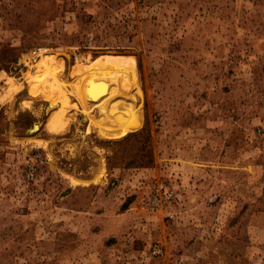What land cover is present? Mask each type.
<instances>
[{
	"label": "rangeland",
	"instance_id": "1",
	"mask_svg": "<svg viewBox=\"0 0 264 264\" xmlns=\"http://www.w3.org/2000/svg\"><path fill=\"white\" fill-rule=\"evenodd\" d=\"M1 76L0 264H264V0H0Z\"/></svg>",
	"mask_w": 264,
	"mask_h": 264
},
{
	"label": "bare ground",
	"instance_id": "2",
	"mask_svg": "<svg viewBox=\"0 0 264 264\" xmlns=\"http://www.w3.org/2000/svg\"><path fill=\"white\" fill-rule=\"evenodd\" d=\"M31 70L32 71L30 72L28 70L27 72L24 73L23 78H22L24 83H26L29 79L34 78L36 81H38L39 87L42 90H45L46 88L49 87L52 91H55L63 87L62 83H60L57 80L55 71L53 67L48 63V61L40 59L39 61L35 62V65L34 67L31 68ZM19 87H20V84L16 83V81L12 79L11 77H8V76L0 77V90L1 91L9 94V93L17 92L19 90ZM98 91L109 94V96H107L106 99H102L100 101L99 114L101 117V121H106L112 115H114L115 113L121 110H126L128 112V115L130 116L132 115V112L137 113L138 111L137 105L134 103V101L131 100L129 95L126 94L118 86L104 85L101 88H99ZM86 118H83L85 120V123H86Z\"/></svg>",
	"mask_w": 264,
	"mask_h": 264
},
{
	"label": "built area",
	"instance_id": "3",
	"mask_svg": "<svg viewBox=\"0 0 264 264\" xmlns=\"http://www.w3.org/2000/svg\"><path fill=\"white\" fill-rule=\"evenodd\" d=\"M44 49H42V48H35V49H33V50H31L30 52H29V54L30 55H32V56H38L39 55V53L40 52H42Z\"/></svg>",
	"mask_w": 264,
	"mask_h": 264
}]
</instances>
